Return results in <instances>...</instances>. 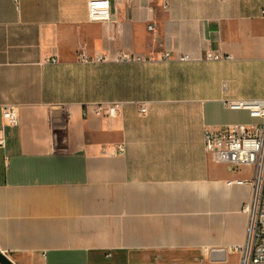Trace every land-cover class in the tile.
<instances>
[{"label":"crops","instance_id":"obj_1","mask_svg":"<svg viewBox=\"0 0 264 264\" xmlns=\"http://www.w3.org/2000/svg\"><path fill=\"white\" fill-rule=\"evenodd\" d=\"M88 1L0 0V126L4 107L19 114L0 147V251L239 264L253 168L215 162L204 129L236 123L223 99L264 97V0L113 2L109 21H90ZM81 49L144 59L83 62ZM112 102L115 117L96 112Z\"/></svg>","mask_w":264,"mask_h":264},{"label":"built area","instance_id":"obj_2","mask_svg":"<svg viewBox=\"0 0 264 264\" xmlns=\"http://www.w3.org/2000/svg\"><path fill=\"white\" fill-rule=\"evenodd\" d=\"M132 0H89L87 5L88 19L90 21H109L112 18V5L131 2ZM163 9L168 8V0H160ZM264 17V9L262 10ZM83 62H101L107 60L131 61L143 60L140 55L120 50L113 56L110 54H96L89 56L85 50L79 52ZM171 54L165 52L164 59H170ZM207 57L219 58V55L208 53ZM179 60L189 61L191 56L180 54ZM225 108L233 111H246L252 122L225 123L217 127H205L204 147L217 163H223L231 170L242 167L253 168V176L249 181L252 186L250 199L244 204L243 211L249 216L248 231L245 243L238 249L240 251L239 264H264V97L258 99H223ZM120 108V102L107 104L106 108L99 105L98 114L104 113L107 117H115ZM146 108L142 107L141 112ZM19 114L15 107L2 109V124L0 126V147L5 146L4 126L17 127ZM124 145L114 146L111 154H121ZM243 183V180H237Z\"/></svg>","mask_w":264,"mask_h":264},{"label":"rangeland","instance_id":"obj_3","mask_svg":"<svg viewBox=\"0 0 264 264\" xmlns=\"http://www.w3.org/2000/svg\"><path fill=\"white\" fill-rule=\"evenodd\" d=\"M228 115L231 117L233 122H246V123L252 122V119L249 117L246 111H241V110L232 111V112H229ZM234 256L236 259H238L237 253H234Z\"/></svg>","mask_w":264,"mask_h":264},{"label":"water","instance_id":"obj_4","mask_svg":"<svg viewBox=\"0 0 264 264\" xmlns=\"http://www.w3.org/2000/svg\"><path fill=\"white\" fill-rule=\"evenodd\" d=\"M220 254V253H219ZM214 252H212V258L216 259H222L223 257L218 255L213 257ZM0 264H15L11 258L4 252L0 251Z\"/></svg>","mask_w":264,"mask_h":264}]
</instances>
